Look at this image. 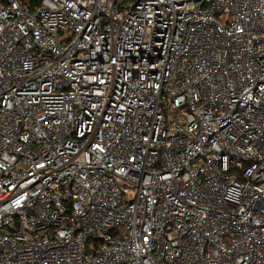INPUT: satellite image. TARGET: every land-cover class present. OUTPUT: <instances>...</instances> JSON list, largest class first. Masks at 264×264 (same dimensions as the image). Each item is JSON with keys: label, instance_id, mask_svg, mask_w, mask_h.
Listing matches in <instances>:
<instances>
[{"label": "built area", "instance_id": "built-area-1", "mask_svg": "<svg viewBox=\"0 0 264 264\" xmlns=\"http://www.w3.org/2000/svg\"><path fill=\"white\" fill-rule=\"evenodd\" d=\"M0 264H264V0H0Z\"/></svg>", "mask_w": 264, "mask_h": 264}]
</instances>
